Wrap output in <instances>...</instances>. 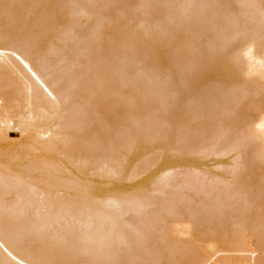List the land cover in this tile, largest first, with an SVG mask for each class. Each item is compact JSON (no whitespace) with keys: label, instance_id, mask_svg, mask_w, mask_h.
<instances>
[{"label":"bare ground","instance_id":"bare-ground-1","mask_svg":"<svg viewBox=\"0 0 264 264\" xmlns=\"http://www.w3.org/2000/svg\"><path fill=\"white\" fill-rule=\"evenodd\" d=\"M0 264H264V0H0Z\"/></svg>","mask_w":264,"mask_h":264},{"label":"rangeland","instance_id":"rangeland-1","mask_svg":"<svg viewBox=\"0 0 264 264\" xmlns=\"http://www.w3.org/2000/svg\"><path fill=\"white\" fill-rule=\"evenodd\" d=\"M12 136H13V137L16 136L15 138H17L19 135L16 133V134H14V135H12ZM232 153H233V155H234V153H236V151H234V152H232ZM232 153H231V154H232ZM236 154H237V153H236ZM241 154H242V153H241ZM229 156H230V155H227V157H229ZM236 156H239V155H236ZM227 157H226V158H227ZM240 157H241V156H240ZM151 166H152V167L154 166V167H153V168L150 167L152 170H151L150 168H149V169H146V174H145V172H144L145 170L142 171V173L144 172V173H143L144 176H145V175L147 176V177L145 176V178H146V180H147V183H151V180L153 181V179L155 180V179L157 178L158 174L160 173V170H157V169H158V165L155 166V165L153 164V165H151ZM155 167H157V168H155ZM154 169H155V170H154ZM156 170H157L158 172H156ZM147 171H148V172H147ZM149 171H150L152 174H154V175L151 176ZM155 172H156V173H155ZM140 173H141V172H140ZM147 173H148V174H147ZM155 175H156V176H155ZM138 176H139V175H138ZM142 176H143V175L140 174L139 177L142 178ZM144 176H143V177H144ZM148 176H149V177H148ZM139 177H138V178H139ZM155 177H156V178H155ZM135 178H136V177H135ZM136 179H137V178H136ZM149 179H151V180L148 181ZM130 180H132V179H130ZM137 180H138V179H137ZM127 181H128V183H131V182H132V181H129V180H127ZM134 181H135V179H134ZM152 183H153V182H152Z\"/></svg>","mask_w":264,"mask_h":264}]
</instances>
